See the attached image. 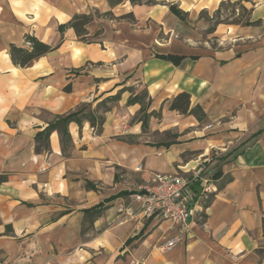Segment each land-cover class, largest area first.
<instances>
[{
  "label": "crops",
  "instance_id": "crops-1",
  "mask_svg": "<svg viewBox=\"0 0 264 264\" xmlns=\"http://www.w3.org/2000/svg\"><path fill=\"white\" fill-rule=\"evenodd\" d=\"M228 2L249 24L208 31ZM81 14L93 15L89 42L58 32ZM27 35L61 41L21 68L9 48L27 47ZM180 93L201 120L170 110ZM136 95L150 99L143 128L140 104H128ZM84 106L104 119L99 130L72 122L63 147L53 131L35 151L37 132ZM200 165L215 192L178 245L162 247L179 231L169 221L118 223L116 207L150 173ZM0 175V264H264V0H0Z\"/></svg>",
  "mask_w": 264,
  "mask_h": 264
},
{
  "label": "trees",
  "instance_id": "trees-1",
  "mask_svg": "<svg viewBox=\"0 0 264 264\" xmlns=\"http://www.w3.org/2000/svg\"><path fill=\"white\" fill-rule=\"evenodd\" d=\"M110 7H114L118 4H120L123 0H107ZM131 4H141L139 0H129ZM170 11L172 14L177 16L180 19H184L185 14L178 9H176L174 6H170ZM106 15H110V13H107ZM121 19H132L131 15H125L121 17ZM93 20V15H75L68 23L58 25L57 30L58 32L63 35V33L71 29L75 33L78 40L82 42H89L90 39L87 38V25ZM61 41V40H60ZM60 41L55 46H50L46 43H43L39 40H37L35 37L27 35L25 37V42L27 44V47H18L15 45H11L9 48V55L12 60V63L18 67L26 68L29 67L35 60L38 58L48 54L49 52L56 49ZM162 59L172 61L176 64L182 59L181 57H175L171 55L167 56H161ZM65 91L68 92L69 88L66 87ZM145 95H136L134 97H130L128 99V104H140L141 108L139 111L140 117L139 119L142 121V128L145 127V124L148 120V118L151 116V114L146 113V107L150 103V99L147 101V104L144 102ZM118 99V96L110 97L102 101L100 104L97 105V108L103 107L106 108L107 102L116 101ZM170 110L176 111L179 114L182 115H188L193 114L197 119L201 120L203 118V112L200 107H195L190 109V101H189V95L187 93H180L177 96H175L170 103ZM86 120L89 122L90 126L92 128H97L98 130L103 124L104 119L101 116H96L95 114L91 112H86V107L79 108L73 112H70L63 116L56 117L55 121L53 123H50L45 129L42 131H39L35 135V142H36V152H40L42 150L47 151L48 150V137L51 132L58 131L61 136V143L62 147L65 143H68L70 141V135L68 133V125L72 122L76 123L78 127L80 128L82 125V121ZM6 180V177L3 175H0V183L4 182ZM86 188L89 190H95V186L87 182ZM105 209V207L101 204L85 210L84 211V218L86 222H90L94 217L99 216V214ZM264 225V220H263Z\"/></svg>",
  "mask_w": 264,
  "mask_h": 264
},
{
  "label": "built area",
  "instance_id": "built-area-1",
  "mask_svg": "<svg viewBox=\"0 0 264 264\" xmlns=\"http://www.w3.org/2000/svg\"><path fill=\"white\" fill-rule=\"evenodd\" d=\"M142 171L139 164L134 169ZM204 166L187 176L179 174L150 173L139 186L126 196V201L116 207L117 221L123 223L137 217L156 221H169L179 227L178 234L163 244L170 250L182 241L187 230V220L195 215L199 201H209L215 190L210 177H201Z\"/></svg>",
  "mask_w": 264,
  "mask_h": 264
},
{
  "label": "rangeland",
  "instance_id": "rangeland-1",
  "mask_svg": "<svg viewBox=\"0 0 264 264\" xmlns=\"http://www.w3.org/2000/svg\"><path fill=\"white\" fill-rule=\"evenodd\" d=\"M140 3L146 2V0H139ZM97 15V14H96ZM248 13L239 3H223L221 5L220 11L215 13L213 17L209 20L208 31H211L213 27L220 25H233V24H249L248 23ZM210 44L214 47L216 46L215 41L210 39Z\"/></svg>",
  "mask_w": 264,
  "mask_h": 264
}]
</instances>
